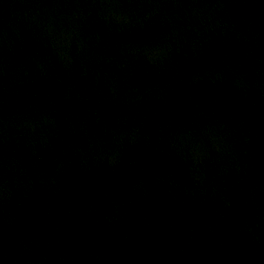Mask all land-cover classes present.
Returning <instances> with one entry per match:
<instances>
[{
  "label": "water",
  "instance_id": "95a60500",
  "mask_svg": "<svg viewBox=\"0 0 264 264\" xmlns=\"http://www.w3.org/2000/svg\"><path fill=\"white\" fill-rule=\"evenodd\" d=\"M0 264H264V0H0Z\"/></svg>",
  "mask_w": 264,
  "mask_h": 264
}]
</instances>
